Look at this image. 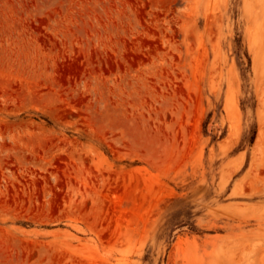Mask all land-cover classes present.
Here are the masks:
<instances>
[{
  "label": "rangeland",
  "instance_id": "374dc122",
  "mask_svg": "<svg viewBox=\"0 0 264 264\" xmlns=\"http://www.w3.org/2000/svg\"><path fill=\"white\" fill-rule=\"evenodd\" d=\"M0 264H264V0H0Z\"/></svg>",
  "mask_w": 264,
  "mask_h": 264
}]
</instances>
